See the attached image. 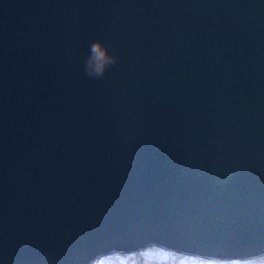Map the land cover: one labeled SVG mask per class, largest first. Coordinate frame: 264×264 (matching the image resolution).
<instances>
[{
  "label": "water",
  "instance_id": "water-1",
  "mask_svg": "<svg viewBox=\"0 0 264 264\" xmlns=\"http://www.w3.org/2000/svg\"><path fill=\"white\" fill-rule=\"evenodd\" d=\"M152 241L264 252V0H0V264Z\"/></svg>",
  "mask_w": 264,
  "mask_h": 264
},
{
  "label": "clouds",
  "instance_id": "clouds-1",
  "mask_svg": "<svg viewBox=\"0 0 264 264\" xmlns=\"http://www.w3.org/2000/svg\"><path fill=\"white\" fill-rule=\"evenodd\" d=\"M121 59L113 43L97 38L89 43L80 64L86 77L103 81ZM88 264H264V252L238 255L218 249L202 254L152 241L137 248H112L97 253Z\"/></svg>",
  "mask_w": 264,
  "mask_h": 264
}]
</instances>
